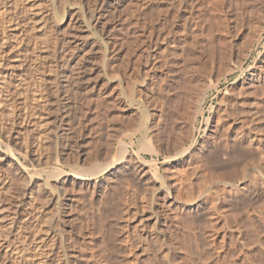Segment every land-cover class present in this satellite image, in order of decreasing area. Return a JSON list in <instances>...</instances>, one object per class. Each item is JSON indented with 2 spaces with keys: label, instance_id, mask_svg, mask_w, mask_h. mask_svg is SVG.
Returning a JSON list of instances; mask_svg holds the SVG:
<instances>
[{
  "label": "rangeland",
  "instance_id": "1",
  "mask_svg": "<svg viewBox=\"0 0 264 264\" xmlns=\"http://www.w3.org/2000/svg\"><path fill=\"white\" fill-rule=\"evenodd\" d=\"M263 6L0 0V264H264V202L244 217L217 183L248 154L226 112L264 139Z\"/></svg>",
  "mask_w": 264,
  "mask_h": 264
},
{
  "label": "bare ground",
  "instance_id": "2",
  "mask_svg": "<svg viewBox=\"0 0 264 264\" xmlns=\"http://www.w3.org/2000/svg\"><path fill=\"white\" fill-rule=\"evenodd\" d=\"M257 1V0H256ZM263 5V4H262ZM264 7V6H263ZM254 8V7H253ZM255 10V9H254ZM256 14V13H255ZM254 16V15H253ZM251 18V17H250ZM254 18V17H253ZM257 21V20H256ZM256 23V22H255ZM260 33V32H259ZM226 54V53H225ZM224 54V55H225ZM225 57V56H224ZM227 57V56H226ZM225 57V58H226ZM232 58V57H231ZM220 60V59H219ZM228 60V59H227ZM230 60V59H229ZM226 61V60H225ZM219 62V61H218ZM228 62V61H227ZM235 62V61H234ZM212 63V62H211ZM229 63V62H228ZM227 63V64H228ZM213 64V63H212ZM224 64V63H223ZM234 64V63H233ZM220 66V65H219ZM222 66V65H221ZM220 66V67H221ZM260 66V65H259ZM263 66V65H262ZM262 66L261 67H259V68H262ZM213 67V66H212ZM223 68H225V66L223 67ZM220 69H222V68H220ZM258 69V68H257ZM224 70V69H223ZM260 70H262V69H260ZM264 70V69H263ZM208 73V72H207ZM209 74V73H208ZM256 75V74H255ZM253 78V77H252ZM261 78V77H260ZM250 80V79H249ZM199 81V80H198ZM251 82H253L254 80L253 79H251L250 80ZM245 83V82H244ZM250 83V82H249ZM249 83H247L246 82V84H247V86H246V84L244 85V86H246L247 88H249L250 87V85H249ZM197 86H199V85H197ZM196 86V87H197ZM206 87V86H205ZM246 87L244 88V87H241V88H244V89H246ZM251 89H253L252 87H250ZM250 89H248V91H249ZM241 91V90H240ZM247 91V90H246ZM247 91V92H248ZM254 91V90H253ZM246 92V93H247ZM244 93H245V90H244ZM243 93V94H244ZM245 93V94H246ZM248 93H250V92H248ZM242 94V93H241ZM255 95V94H254ZM240 96H242V95H240ZM247 101V100H246ZM223 104H224V102H222ZM226 104V103H225ZM243 104V103H242ZM254 104V103H253ZM258 104V103H257ZM256 104V105H257ZM263 104V103H262ZM244 105H248V104H244ZM237 106V105H236ZM241 106V105H240ZM249 106V105H248ZM228 107H231V106H228ZM245 107V106H244ZM249 107H252V106H249ZM255 108V107H254ZM237 109H238V107H237ZM242 109V108H241ZM191 110V109H190ZM178 111V110H177ZM225 111V110H224ZM235 111H236V109H235ZM255 111V110H254ZM253 111V109H242V110H240L239 112H236L235 114H233V115H235L234 117H232V114L231 113H228V112H226V114H225V116H223V122H221L222 123V125H223V127H225V128H228V130H227V132L231 129V124L232 123H234V125H240L239 127V130L240 131H236V135H234V138H232V147H233V151L235 152V149H239L238 151H240V149H243L244 151L246 150V152L248 153H246L247 155H245V156H241V158L243 157V160L242 159H240L241 161H243L244 163H245V161H246V169H245V173L241 176V178L239 177V181H241V183H243V186H240L239 185V181H233V182H231L230 180L228 181H224V180H222V181H219V182H217V183H220V184H222L223 186H225L226 188H230L229 189V191L228 192H226V193H224V194H222V197L223 198H226V201H225V199H224V201H223V203H224V207L223 208H227V209H229L230 210V208L231 209H236L237 211H240L241 213H242V215L244 216V217H247L248 216V211H249V209H251V208H253V207H259L263 202H264V147H262V144H263V140H262V138H260V137H257L258 135H257V133H256V130H257V128L255 127V125H254V122H255V118L253 117V116H255L254 114L256 113V111L258 112V110H256L255 112ZM144 112V111H143ZM233 113V112H232ZM261 113V112H260ZM262 113H264V111L262 112ZM261 113V114H262ZM183 114H185V113H183ZM222 114V113H221ZM224 114V113H223ZM231 114V115H230ZM148 115V114H147ZM180 115V114H179ZM257 115V114H256ZM218 116V115H217ZM190 117V116H189ZM232 117V118H231ZM263 117V116H262ZM219 119V118H218ZM144 120V119H143ZM142 120V121H143ZM145 120H147V118L145 119ZM186 120V119H185ZM148 122V121H147ZM188 122V121H187ZM219 122V121H218ZM232 122V123H231ZM264 122V121H263ZM142 123V122H141ZM218 124V123H217ZM142 125V124H141ZM145 126V125H144ZM220 126V125H219ZM140 127V126H139ZM232 127H235V126H232ZM142 128H144V127H142L141 126V129ZM220 129V128H219ZM144 130V129H143ZM224 130V129H223ZM226 130V129H225ZM233 131V130H232ZM149 132V131H148ZM225 131H223V133H224ZM234 132V131H233ZM151 133V132H150ZM150 133H149V135H150ZM226 133V132H225ZM260 134V133H259ZM262 135V134H261ZM151 136V135H150ZM222 136V135H221ZM214 137H216V136H214ZM226 137V136H225ZM146 138V137H145ZM220 138V137H219ZM147 139V138H146ZM225 139H227L228 140V138H225ZM230 139H231V137H230ZM143 140V139H142ZM147 140H149V138L147 139ZM152 140V139H151ZM220 140H223V138L221 137V139ZM219 140V141H220ZM229 141V140H228ZM231 141H230V143H231ZM224 142H226V141H224ZM216 143V142H215ZM219 143H222V142H219ZM227 143V142H226ZM144 144H146V142H142V146H144ZM224 145V144H223ZM228 145V144H227ZM124 146V145H123ZM122 146V150H125L124 149V147ZM153 146V145H152ZM219 146V145H218ZM222 146V145H221ZM220 146V147H221ZM226 146V145H225ZM144 147H147V151L148 152H150V151H152L153 150V148L150 146V145H148V143L144 146ZM223 147V146H222ZM230 147V146H229ZM232 147H230V149L232 148ZM121 149V148H120ZM140 149H143L142 147L140 148ZM158 149V148H157ZM182 149V148H181ZM205 149V148H204ZM210 149V148H209ZM161 150V149H160ZM203 150V149H202ZM205 150H207V149H205ZM214 150V149H213ZM126 151V150H125ZM146 151V152H147ZM184 151V150H183ZM187 151V150H186ZM215 151V150H214ZM232 151V152H233ZM242 151V150H241ZM123 152V151H122ZM162 152V151H161ZM203 152H204V150H203ZM206 152V151H205ZM209 152V151H208ZM226 152H227V149H226ZM229 152V151H228ZM237 152V151H236ZM218 153V152H217ZM226 155H228V156H232V154L230 153V154H226ZM237 154H234V157L236 156ZM218 156V155H217ZM237 156H239V155H237ZM237 156H236V158H237ZM177 157V156H176ZM210 157V156H209ZM227 159V158H226ZM233 159V158H232ZM231 159V160H232ZM238 159V158H237ZM224 160V159H223ZM250 160H253V162H251ZM250 161V162H249ZM116 162V161H115ZM198 162V161H197ZM242 162V163H243ZM144 163V162H143ZM232 163V162H231ZM236 163V162H235ZM113 164V163H112ZM111 164V165H112ZM146 164V163H145ZM217 164V163H216ZM239 164V163H238ZM241 164V163H240ZM111 165H109V166H111ZM225 165V164H224ZM244 165V164H243ZM108 166V165H107ZM108 166V167H109ZM209 166V165H208ZM226 166H227V164H226ZM231 166V165H230ZM233 166V165H232ZM235 166V165H234ZM95 167V169H93V171H99L100 172V169L102 168V167H97V165H95L94 166ZM112 167V166H111ZM237 167V166H236ZM245 167V166H244ZM243 167V168H244ZM194 168V167H193ZM215 168V167H214ZM231 168V167H230ZM239 168V167H238ZM90 169V168H89ZM186 169V168H185ZM208 169V168H207ZM213 169V168H212ZM223 169V168H222ZM233 169V168H232ZM240 169H241V167H240ZM106 170H107V168H106ZM190 170V169H189ZM219 170V169H218ZM225 170V169H224ZM226 170H227V168H226ZM239 170V169H238ZM242 170V169H241ZM240 170V171H241ZM146 171V170H145ZM147 171H148V169H147ZM183 171V170H182ZM232 171V170H231ZM186 172V171H185ZM190 172H193V171H190ZM227 172V171H226ZM233 172V171H232ZM53 173V172H52ZM235 173H237L236 171H235ZM53 174H56V173H53ZM52 174V175H53ZM80 176L82 175L81 173H78ZM95 174V172L92 174V175H94ZM183 174H186V173H183ZM193 174V173H192ZM231 174V173H230ZM242 174V173H241ZM240 174V175H241ZM85 175V174H84ZM96 176H97V174H95ZM129 175H130V177L139 185L138 187H144V185H145V182H144V179L143 178H141V177H139V175L137 174V173H135V172H130L129 173ZM188 175H190V173L188 174ZM59 176H61V175H59ZM54 177H55V175H54ZM56 177H58L57 175H56ZM75 177H77V175L75 176ZM83 177V176H82ZM193 177H194V175H193ZM237 177H238V175H237ZM79 178H81V177H79ZM94 178V177H93ZM92 178V179H93ZM145 178V177H144ZM185 178V177H184ZM213 178V177H212ZM231 178V177H230ZM86 179V178H85ZM187 179V178H186ZM220 179V178H219ZM219 179H217V180H219ZM223 179V178H222ZM229 179V178H228ZM171 180V179H170ZM169 180V181H170ZM197 180V179H196ZM212 180H214V179H212ZM211 180V181H212ZM231 180H232V178H231ZM186 182H188V181H186ZM210 182V181H209ZM189 183V182H188ZM198 183V182H197ZM213 183V182H212ZM246 183V184H245ZM136 184V185H137ZM190 184V183H189ZM196 184V183H195ZM179 185H181V184H179ZM183 185V184H182ZM197 185V184H196ZM199 185V184H198ZM202 185V184H201ZM147 186V185H146ZM174 186H175V184H174ZM190 186V185H189ZM218 186V185H217ZM179 187V186H178ZM196 187V186H195ZM207 187V186H206ZM162 188H164V187H162ZM204 188H205V185H204ZM142 189V188H141ZM153 189V188H152ZM221 189V188H220ZM143 190V189H142ZM163 190V189H162ZM199 190H200V188H199ZM205 190V189H204ZM206 190H209V189H206ZM201 191V194H199L200 196H197V197H199L198 199L199 200H203V198L205 197L206 198V201H207V197H209V194L207 195V191ZM182 191V190H181ZM215 191V190H214ZM213 191V192H214ZM220 191V190H219ZM222 191V190H221ZM220 191V192H221ZM223 191H224V189H223ZM165 192V191H164ZM217 192H218V190L216 191V196H217ZM169 193V192H168ZM215 193V192H214ZM218 194H219V192H218ZM214 195V194H213ZM168 196V195H167ZM207 196V197H206ZM219 196V195H218ZM188 197V196H187ZM212 197V196H211ZM176 198H177V196H176ZM175 197L174 198H172L173 199V202H179V200L178 199H176ZM178 198H180L179 196H178ZM190 198H193V197H191L190 196ZM181 199V198H180ZM216 199H217V197H216ZM184 199H182V201H183ZM185 200H188V199H186V197H185ZM198 200V201H199ZM210 200H212V199H210ZM204 201V200H203ZM202 201V202H203ZM213 201V200H212ZM215 201V200H214ZM213 201V202H214ZM219 201V200H218ZM208 202V201H207ZM207 202L206 203H200V205H197L196 203H198L197 201H196V197H195V199L193 198V199H191V200H188L185 204L186 205H188L189 207H192V209L190 210V214L192 215V216H194V217H196L197 219H207V218H209V217H211L212 215H213V209L211 208V207H208L207 206ZM221 202V201H220ZM210 203V202H209ZM215 203V202H214ZM217 203V202H216ZM222 203V204H223ZM180 204V203H179ZM184 204V203H183ZM199 204V203H198ZM176 204H174V210H176V211H172V212H176V214L177 215H179V216H182L183 214L181 213V212H179L177 209H178V206H175ZM171 207V206H170ZM194 207V208H193ZM212 207H214L213 205H212ZM185 208V207H184ZM218 208V207H217ZM214 210H216V209H214ZM226 211V210H225ZM232 211H234V210H232ZM216 212V211H215ZM220 212V211H219ZM222 212V211H221ZM220 212V213H221ZM217 213V212H216ZM188 214V213H187ZM236 215V214H235ZM157 216V215H156ZM186 216V215H185ZM221 216H223V215H221ZM227 216V215H226ZM216 217V216H215ZM261 218H262V216H260ZM195 218V219H196ZM212 218H213V216H212ZM211 218V219H212ZM241 218V217H240ZM260 218V219H261ZM224 219V218H223ZM263 219V218H262ZM221 220H222V218H221ZM246 220V219H245ZM248 220V219H247ZM226 221V220H225ZM244 221V220H243ZM215 223V222H214ZM227 224V223H226ZM223 226H225V225H223ZM226 227V226H225ZM224 227V228H225ZM187 234V233H186ZM224 235V234H223ZM189 244V243H188ZM264 255V254H263Z\"/></svg>",
  "mask_w": 264,
  "mask_h": 264
}]
</instances>
